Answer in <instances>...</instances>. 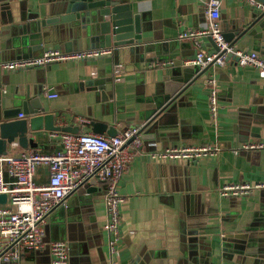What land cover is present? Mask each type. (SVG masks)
Masks as SVG:
<instances>
[{
    "label": "crops",
    "instance_id": "1",
    "mask_svg": "<svg viewBox=\"0 0 264 264\" xmlns=\"http://www.w3.org/2000/svg\"><path fill=\"white\" fill-rule=\"evenodd\" d=\"M49 1L27 0L23 9L28 13L12 9L11 16H0V61L24 58L19 57L22 46L16 45H21L25 36L22 27L30 21L26 16L42 13ZM132 1L143 21L140 51L112 48L110 54L93 61L55 62L9 72L0 69L2 108L10 107L16 92H28L30 97H39L47 112L55 114V124L77 125L81 133H94L92 122L111 126L99 134L106 137H111L107 132L118 133L136 123L147 125L145 130L152 127L148 134L142 133L141 146L117 184L123 198L117 255L111 253L110 235L104 229L106 184L101 181L94 192L73 193L47 215L45 241H56V237L65 241L71 264H249L254 258L261 262L264 190L241 197H222L219 190L233 183L264 182V149H239L246 142L264 141V80L256 69L231 60L224 67L211 65L200 76V83L191 85L190 95L176 109L155 118L152 125L150 118L177 93L182 80L197 75L186 72L182 65H156L194 55L198 49L194 41L178 39V34L204 28L209 0ZM214 1L219 6L222 34L233 32L243 16L250 14L246 0ZM92 25L88 21L73 23L57 49L66 52L63 42L69 40L70 52L104 48L91 43ZM255 30L254 36L233 46L264 58V31L258 25ZM199 42L205 52L216 49L209 37H199ZM51 46L44 44L42 52ZM116 65L122 66L118 81L113 74ZM208 76L216 81L215 117L209 110L210 88L204 83ZM52 93L56 97L49 98ZM81 118L88 122L81 125ZM54 133H33L35 150H57L59 140ZM203 143L218 145L217 155L190 162L162 161L150 155L173 145ZM7 150L2 157L30 151L16 144ZM0 168L9 180L6 163L0 162ZM34 180L47 182L45 167L38 169ZM225 235L251 238L254 256L221 252L216 242ZM21 264H51L49 253L45 249L26 251Z\"/></svg>",
    "mask_w": 264,
    "mask_h": 264
},
{
    "label": "built area",
    "instance_id": "2",
    "mask_svg": "<svg viewBox=\"0 0 264 264\" xmlns=\"http://www.w3.org/2000/svg\"><path fill=\"white\" fill-rule=\"evenodd\" d=\"M259 11H264V4L257 0H246ZM206 24L199 30H186L178 34V39H192L198 47L194 55L181 60L182 66L207 68L211 65L224 67L229 60L239 66L256 69L264 80V58L254 51H243L224 40L219 25V6L209 0L205 6ZM210 37L215 51L205 52L201 49L199 37ZM112 52V48H91L74 52L48 49L40 56L0 61L3 71L27 70L43 67L55 62H79L95 59ZM174 60L162 62L156 66H172ZM122 66L116 65L114 79L120 80ZM95 74V71L92 72ZM204 83L209 89V110L215 117L217 109L216 81L212 76L205 77ZM49 98L56 97L55 93ZM22 117L21 114L18 115ZM81 125L87 119L79 120ZM136 123V122H134ZM141 124L136 123L114 136L106 137L91 132L61 133L56 132L59 147L53 152L30 150L18 156L1 157L0 162L7 165L5 180L0 168V194H6L7 202L0 204V264H21L26 251L48 249L51 264H68L69 249L65 241L46 242L45 219L47 215L65 198L73 194L84 181L94 178L105 182L104 202L106 221L104 229L109 233V247L117 255L119 240L120 204L123 202L117 184L124 171L134 160L141 146L142 137L138 134ZM132 138V139H131ZM128 142V140H130ZM239 149H264V141L242 144ZM220 148L214 143L178 144L165 150L151 152V157L162 161H198L217 155ZM238 151V150H237ZM45 167L47 182L37 183L34 176L38 169ZM264 190V182L258 184L233 183L222 186V197L247 196L254 190Z\"/></svg>",
    "mask_w": 264,
    "mask_h": 264
},
{
    "label": "water",
    "instance_id": "3",
    "mask_svg": "<svg viewBox=\"0 0 264 264\" xmlns=\"http://www.w3.org/2000/svg\"><path fill=\"white\" fill-rule=\"evenodd\" d=\"M26 1L0 0V16H11L12 9H16L20 13L25 10L28 13L29 10L23 9ZM257 1L264 4V0ZM13 2H16V7L12 4ZM26 17L30 21L27 22L25 27H22V33L25 36L22 38V44L16 45L17 47L22 46L21 56L19 57L28 58L40 56L43 45L47 43H51V47L54 49L59 48L60 42L68 34L67 28L73 26V23L80 22L84 24L86 21L93 24L90 26L93 33L90 41L95 47L124 48V51L133 53L134 51H140V47L144 45L141 35L143 26L142 16L141 13L134 9L132 0H50L48 4L43 5L42 13L35 12L31 17ZM256 25L264 31V11H259L251 6L250 14L243 16L242 21L236 24L233 32L222 34L223 38L230 45H234V43L243 41L247 36H254ZM85 30L86 34L90 33L88 28ZM211 42L214 45L212 39ZM101 43L103 44L101 45ZM70 45H72V41L70 40L63 42V47L66 52H70ZM95 59L84 61H93ZM176 61L173 65H182L181 60ZM183 67H185L184 70L186 72H195L197 75L191 80H182L181 88L150 118L149 123H152L155 118L161 116L164 111L171 112L176 109L178 103L183 101L186 95H190L191 91L189 88L191 85L195 82L200 83V76L208 68L200 69L198 66ZM14 96L10 107L2 108L0 103V157L6 156L8 147L13 144H16V146L23 150H35L37 143L34 141L33 133L39 131L61 133L78 132L79 127L77 125L59 126L55 124V114L46 111V107L38 96L30 97L28 92L22 94L16 92ZM19 114L22 117H18ZM152 125H155V122ZM91 126L93 132L96 134H101L106 131L105 129H110L111 127L100 122H92ZM146 126L141 125L138 132V134H141V137L143 136L142 133L148 134L152 128L145 130L144 128ZM29 132L31 135H29ZM116 133V130L113 133L107 132L109 136H114ZM96 183L97 181L94 178L84 180L73 193H92L96 189ZM6 202V194H0V204H5ZM54 239L56 241L59 240L58 237ZM250 239L248 240V238L236 237L234 235H225L219 237L216 243L221 252H228L230 255L237 254L251 257L254 254L251 251L253 242ZM213 241H216V239ZM211 246L212 243L210 244ZM68 249L70 251L69 245ZM45 251L49 253L47 248ZM83 252V254H86V250ZM259 258L263 260L259 262L258 259L254 258L248 262L249 264H264V257L260 256ZM68 264H71L70 258Z\"/></svg>",
    "mask_w": 264,
    "mask_h": 264
}]
</instances>
